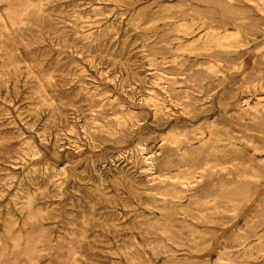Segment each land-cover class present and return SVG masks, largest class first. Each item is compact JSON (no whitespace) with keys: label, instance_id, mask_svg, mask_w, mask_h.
<instances>
[{"label":"rangeland","instance_id":"rangeland-1","mask_svg":"<svg viewBox=\"0 0 264 264\" xmlns=\"http://www.w3.org/2000/svg\"><path fill=\"white\" fill-rule=\"evenodd\" d=\"M7 7L0 264H264V0ZM211 121L234 136L215 153L223 167L198 169L180 204L164 206L153 186L168 188L160 180L180 158L161 136L192 137Z\"/></svg>","mask_w":264,"mask_h":264},{"label":"bare ground","instance_id":"bare-ground-1","mask_svg":"<svg viewBox=\"0 0 264 264\" xmlns=\"http://www.w3.org/2000/svg\"><path fill=\"white\" fill-rule=\"evenodd\" d=\"M1 1V0H0ZM94 8V7H93ZM98 8V7H97ZM92 9V8H91ZM15 12H13V10H11V8L7 7L5 10L0 11V25L2 27H7L8 23L9 24H13L15 22V17H14ZM97 18V17H96ZM169 20V19H168ZM79 22V21H78ZM89 25V24H88ZM139 28V27H138ZM6 29V28H5ZM137 29V28H136ZM178 32L180 31V33L182 32L184 35H189L193 29L190 25L188 24H184V23H178V25L175 28ZM89 34V33H88ZM236 35V34H235ZM206 36V35H204ZM216 36H218L217 34L213 35L211 37V39H217L218 43H221L220 41L225 40V43H221L222 46H227V45H231L233 42L230 40L231 37H222V39H218ZM206 38V37H205ZM180 41V40H179ZM215 41V40H214ZM195 42V41H194ZM208 42V40H207ZM188 43V42H187ZM192 44V41L190 42ZM188 45V44H187ZM176 47V46H175ZM190 47H194L193 45H190ZM185 48V47H184ZM183 49V48H182ZM180 50V49H179ZM196 50V49H195ZM193 51V50H192ZM202 51V50H201ZM173 58V57H172ZM149 62V61H148ZM147 62V63H148ZM152 63V62H151ZM175 63V62H174ZM210 64V63H209ZM156 65V64H154ZM236 67V66H235ZM209 68V67H207ZM215 68V67H214ZM210 70V69H209ZM82 71V70H79ZM166 76V75H165ZM183 77V76H182ZM162 80V79H161ZM158 81H160L158 79ZM154 82V81H153ZM158 84V83H157ZM260 84V83H259ZM165 85V84H164ZM160 87V86H159ZM152 91V90H151ZM149 92V91H147ZM256 97V96H255ZM261 98V97H259ZM113 101V100H112ZM141 101V100H140ZM150 106L154 107V110L156 111V107L159 109L160 104H158L157 99L155 98H150L148 100H146ZM245 100L243 99V102ZM173 104V103H172ZM249 105V104H248ZM247 106V105H246ZM252 107V106H251ZM166 108V107H165ZM167 110V109H166ZM253 110V108H252ZM159 113V111H157ZM94 114V113H93ZM155 115V114H154ZM250 119H254V117H251ZM130 120V119H129ZM137 122V121H136ZM259 123V122H258ZM93 125V124H92ZM256 126V125H255ZM259 126V127H258ZM196 132H194V136L192 137H186V136H180L182 134L180 133H175V132H170L167 135H162L161 136V140L165 141L166 143H168L171 147L174 146V150L177 151L176 155H178V157L180 158L179 161L176 163L177 164V169L178 172L170 175V174H163V176H165L163 180H160V183H162L165 186H168V188H164V190L162 192H159L158 189H160L157 185H154L153 189L156 193H159L158 195H160V197H162L160 199L161 203L164 204V206H168L169 204H171V206L173 205H179L180 202L179 200H177L175 202V198L176 199H180L183 196H181L180 194L184 191H188L190 188V184L193 182V178L195 177V175L197 174V170H200L199 175H205V172H207L208 174L213 175L215 173L214 169L217 166H220V168L223 167V163L219 162L220 160H218L217 154H215L216 152H223L222 155H224V147H226L227 145L233 146L234 142H233V138L234 136L231 135V131L228 128H223L221 131L217 129L216 124L214 123V121H211L210 124H206L205 128L201 127V125H199L197 128H195ZM257 131H259L260 133H264V125L262 124H257ZM96 133V132H95ZM167 133V132H166ZM45 136V135H44ZM89 136V135H88ZM44 140V139H43ZM70 141V140H69ZM198 142V146L194 147V143ZM69 143V142H68ZM77 145V144H76ZM75 145V146H76ZM69 148V147H68ZM78 148V147H77ZM201 152H208L209 151L212 152L213 154L211 155L214 159L213 163H209L208 161V157L207 155L204 157H200L199 162H196L193 166V162L192 160H194L193 158L191 160L187 159L186 157L188 155L191 154H200ZM140 154L143 152V148L140 149ZM201 158V159H200ZM233 159V158H231ZM148 160V158L146 159ZM188 161V162H187ZM188 164V165H187ZM199 164V165H198ZM183 166H186V168L184 170H181L179 168H182ZM149 167V166H148ZM47 168V167H46ZM34 169V168H33ZM47 170V169H46ZM150 171V170H149ZM34 173V172H32ZM63 173V172H62ZM59 173H57L56 176H58ZM28 176V175H27ZM26 176V178H27ZM154 177V176H153ZM8 178V177H7ZM23 179V178H22ZM251 179V178H250ZM158 188V189H157ZM167 192V193H166ZM16 193V192H14ZM146 193V192H145ZM157 195V194H156ZM29 197V196H28ZM27 197V198H28ZM33 198V197H32ZM168 198V199H167ZM14 199V198H13ZM15 200V199H14ZM32 200V199H31ZM29 201V200H28ZM158 201V200H157ZM29 203V202H28ZM15 206V205H14ZM27 206V205H25ZM30 206V203L29 205ZM27 206V207H28ZM170 206V205H169ZM170 206V207H171ZM150 207V206H149ZM30 208V207H29ZM112 208V207H111ZM216 208V207H215ZM154 209V208H153ZM217 210V209H216ZM221 210V209H220ZM38 212V211H37ZM42 212V211H41ZM227 212V211H226ZM174 214H181V212H175ZM183 214V218L186 217V213H182ZM163 216H170L172 217L173 214H167V215H163ZM155 223V222H154ZM157 224V222L155 223ZM166 224V223H165ZM152 228V227H151ZM161 228V227H160ZM163 229V228H161ZM162 230H160V233H164L161 232ZM166 234L168 235V231L166 232ZM163 235V234H162ZM165 235V236H167ZM243 240V239H242ZM137 242V241H136ZM258 242V241H257ZM158 243V242H157ZM164 243V242H162ZM255 243V242H254ZM161 245V244H160ZM162 246V245H161ZM178 246V245H177ZM182 246V245H180ZM153 247V246H151ZM164 247V246H163ZM250 247V246H249ZM134 249V247H133ZM159 249V248H158ZM249 249V248H248ZM154 250V249H152ZM252 250V249H251ZM128 256V255H127ZM248 257V255H247ZM33 262V261H32Z\"/></svg>","mask_w":264,"mask_h":264}]
</instances>
